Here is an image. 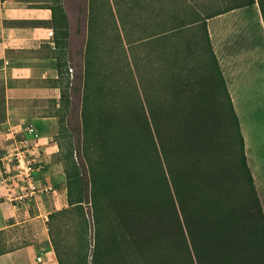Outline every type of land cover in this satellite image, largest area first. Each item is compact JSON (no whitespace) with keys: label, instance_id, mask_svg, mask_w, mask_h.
<instances>
[{"label":"trees","instance_id":"1","mask_svg":"<svg viewBox=\"0 0 264 264\" xmlns=\"http://www.w3.org/2000/svg\"><path fill=\"white\" fill-rule=\"evenodd\" d=\"M112 1L90 0L81 107L82 164L68 129L66 135L55 138L68 204L48 214L46 222L57 263L264 264V214L223 75L219 80L226 104L215 101L209 92L216 90L212 87L193 89L197 95L190 96L185 105L174 89L167 106L161 95L142 101L140 92L132 90V79L119 81V87L112 89L117 74L128 78L133 69L125 59L108 67L100 56L103 52L127 57V51L160 35L169 40L184 29L197 27L204 30L206 46L215 60L206 20L256 2L264 21V0H216L214 10L209 0H177L181 14L169 13L170 26L163 34L121 41L118 48L110 41L102 46L97 42L107 29L100 13H110L117 23L113 5L119 6L124 29L121 12L130 0ZM45 6L52 11L56 49L64 51L69 33L61 0H50ZM56 69L60 95L54 102L68 108V80L59 56ZM53 116L59 118L62 131L64 120L57 111ZM88 204L95 228L91 254Z\"/></svg>","mask_w":264,"mask_h":264},{"label":"crops","instance_id":"2","mask_svg":"<svg viewBox=\"0 0 264 264\" xmlns=\"http://www.w3.org/2000/svg\"><path fill=\"white\" fill-rule=\"evenodd\" d=\"M49 2L0 0V93L4 96L0 134L8 126L22 129L27 123L41 132L45 165L38 177L53 188L38 200H15L22 193V185L7 184V174L0 162V264H38L36 257L41 251L47 264H58L46 222L48 214L67 206L66 178L53 139L56 117L38 113L39 106L32 102L59 91L55 81L58 72L52 11L45 6ZM232 11L241 13L245 8ZM232 13L209 18V30L220 18L231 22L230 29L226 25L223 30L226 46L217 55H224L219 57V64L244 140L255 142L256 180L264 182V21L260 14L251 23L236 28ZM238 95L241 99L234 97ZM253 95L258 96V106L263 111L258 123L247 121V101ZM16 226H26L31 240L6 246L3 236Z\"/></svg>","mask_w":264,"mask_h":264},{"label":"rangeland","instance_id":"3","mask_svg":"<svg viewBox=\"0 0 264 264\" xmlns=\"http://www.w3.org/2000/svg\"><path fill=\"white\" fill-rule=\"evenodd\" d=\"M115 1L118 2L119 0H113L112 2ZM209 1L211 9L214 10L217 1ZM235 1L236 0H230L231 3ZM135 2L136 0H130L127 7L121 12V17L124 19V29H122L123 27L120 25L118 5H113V15L118 18L117 23L112 21L110 13L105 15V13L102 12L98 15L99 17L104 15L107 20L106 31L97 38V42L100 45L105 41H110L111 46L118 48L121 41L122 43H126L127 40L133 38H148L152 33L163 34V31L170 26L168 23V20H171L169 13L181 14L180 11H177L179 9L176 3L178 2L177 0H139V2H143L140 6H137ZM61 5L67 15L69 37L65 50H57V56H59L63 64L64 76L68 80L70 104L68 108L67 106L59 107V105L55 104L54 101L56 100L58 102L59 100V91H56L54 95L35 99L32 102L39 106L40 109L38 113L40 114H49L52 116L55 111L58 112L59 117L64 120V128L62 131L60 130L59 118L55 116L57 130L53 139L57 144L55 138L66 135L68 129V134L72 136V140L78 150V162L82 164L79 156L81 147V107L84 92L83 72L85 51L90 37V0H61ZM140 7H143V10ZM240 8H245V11H240L241 13H238L237 11L230 10L233 12V23L236 25V28L244 27L246 23H251L257 16H260V10L256 2ZM155 9L157 11H155ZM210 19H214V17ZM225 22L224 19L220 18L210 31L209 19L206 20V33L208 34L216 61L211 57L206 46L204 30L197 27L184 29L175 38L172 37L169 40L160 35V37L154 38V41L144 42L140 48L135 47L133 50L127 51V57L101 52V55H99L101 56L102 62L108 67H116L122 64L123 59H125L128 60L133 69L128 78L124 77L121 79V74H117L110 87L116 90V88L119 87L118 84L126 81L128 82V79H132L135 83L132 90L134 89L133 91L140 92L142 95L141 98L143 99L142 101L146 98L156 100V95H161V102L165 103L167 106L169 100H171V97L174 95V89H177L178 96H180L185 105V103L190 102V98H193L190 96L197 95V93L192 91L193 89L200 91L203 89L210 90V88L216 87V90L209 92L213 95L215 101L219 99L223 104H226L223 88L219 80L220 74L223 75L219 60L223 58L224 55L220 53L217 55V51L220 52L223 50V47L226 46L223 30L226 25L230 29L231 22ZM115 50L119 53L117 49ZM186 53H188L187 57H185ZM174 59L177 60L174 62ZM224 81L227 88L225 78ZM117 82L119 83L117 84ZM229 95L232 100L230 93ZM234 97L241 99L242 96L238 95ZM248 99V123L261 122L263 111L259 108L260 106H258V96H249ZM3 101L4 96L0 93V119L4 116ZM33 113H35L34 110ZM59 140L61 141V139ZM0 145H2V141ZM244 145L247 164L252 174L254 186L264 214V182L261 181L262 179L259 182L256 180L255 142H245L244 140ZM0 155H2L1 146ZM57 158L60 161V152H58ZM84 169L86 170V166ZM86 215L89 221L88 241L90 244L89 254H91L95 243V228L92 209L89 204L86 206ZM29 236L30 234L29 231L26 230V226H16L4 234L3 241L6 243V246H14L29 242L31 240ZM90 259L91 257H89V260Z\"/></svg>","mask_w":264,"mask_h":264},{"label":"built area","instance_id":"4","mask_svg":"<svg viewBox=\"0 0 264 264\" xmlns=\"http://www.w3.org/2000/svg\"><path fill=\"white\" fill-rule=\"evenodd\" d=\"M0 140V162L7 174L6 182L11 186L20 183L23 188L15 200H38L53 191L51 185L43 183L38 177L45 165L43 135L32 123H27L22 129L6 127L0 134ZM36 261L38 264H47L43 251L37 255Z\"/></svg>","mask_w":264,"mask_h":264}]
</instances>
